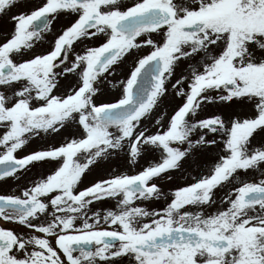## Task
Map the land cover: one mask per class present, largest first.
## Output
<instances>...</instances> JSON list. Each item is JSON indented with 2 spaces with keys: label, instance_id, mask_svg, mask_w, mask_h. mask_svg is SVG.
I'll use <instances>...</instances> for the list:
<instances>
[{
  "label": "snow or ice",
  "instance_id": "obj_1",
  "mask_svg": "<svg viewBox=\"0 0 264 264\" xmlns=\"http://www.w3.org/2000/svg\"><path fill=\"white\" fill-rule=\"evenodd\" d=\"M0 18V186L30 179L0 193V264H264V0H0Z\"/></svg>",
  "mask_w": 264,
  "mask_h": 264
},
{
  "label": "rangeland",
  "instance_id": "obj_2",
  "mask_svg": "<svg viewBox=\"0 0 264 264\" xmlns=\"http://www.w3.org/2000/svg\"><path fill=\"white\" fill-rule=\"evenodd\" d=\"M120 79V78H118ZM173 83L175 82L174 80L172 81ZM168 88H169V95L168 97L164 100V107L167 109V111L169 113H171L173 111V109L181 102L180 98H173V96L171 95V83L168 84ZM118 89L117 90H112L111 88L108 89V93L109 95H113V94H118ZM161 111H163V109H161ZM217 109L215 106H206V110L204 113H202V118L207 117L209 115H211L213 112H216ZM213 156H215V153H213ZM206 162H210L207 161V158H205L204 161H202V163H206ZM141 165L144 164V161L140 162ZM116 167H118L121 171H129L130 173L136 171L137 169L133 168L131 165H125L123 162L117 161L116 162ZM199 174V169L198 168H186L183 176H179L177 177V182L176 184L179 185H186L188 182L191 181V175H198ZM99 175H104L103 173H93L91 176L88 177V180L85 181V183L87 184L89 180H92L96 177H98ZM253 177L258 181L261 178H264V176H261V174L259 172L254 173ZM253 177H247V178H253ZM244 178V177H242ZM27 183H30V179L26 180ZM18 182H15L14 185H16ZM25 183V184H27ZM176 184H173L171 182H166L165 184L162 185V188L165 192L174 189L176 187ZM146 207H148L149 209L152 208H161L163 207V201H156V202H149L148 204L145 205ZM108 209H114V202H106V203H100L96 206L95 210H99L102 213L105 210ZM212 211V210H209Z\"/></svg>",
  "mask_w": 264,
  "mask_h": 264
},
{
  "label": "flooded vegetation",
  "instance_id": "obj_3",
  "mask_svg": "<svg viewBox=\"0 0 264 264\" xmlns=\"http://www.w3.org/2000/svg\"><path fill=\"white\" fill-rule=\"evenodd\" d=\"M31 0H25V3H30ZM125 2L127 3L128 0H125ZM21 10H26V9H21ZM18 11V9H13V14H15ZM65 25V19L64 18H60L58 22H54L53 23V29L55 33H59L62 28ZM11 23L7 20V18H0V37H2L7 31L11 30ZM53 39V34L49 33L46 35V41H51ZM95 46H98V42L96 43ZM42 50V49H38ZM77 51H79V49H77ZM147 54V50H144L141 55ZM129 65H131V61H129ZM122 72H124V74H127V69H123ZM120 79L124 78V75L118 77ZM15 182H18L16 185H14ZM27 183L26 179H22L20 181H15V180H9L7 184H3L2 186H0V193L2 192H12L13 190H16L17 194L19 193V191L22 190V186ZM6 227H11V225H6Z\"/></svg>",
  "mask_w": 264,
  "mask_h": 264
}]
</instances>
